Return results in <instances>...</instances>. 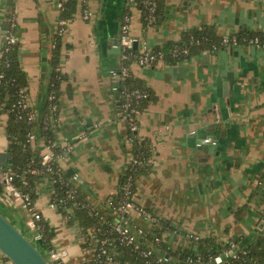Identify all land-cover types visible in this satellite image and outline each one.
I'll list each match as a JSON object with an SVG mask.
<instances>
[{
    "label": "crops",
    "instance_id": "obj_1",
    "mask_svg": "<svg viewBox=\"0 0 264 264\" xmlns=\"http://www.w3.org/2000/svg\"><path fill=\"white\" fill-rule=\"evenodd\" d=\"M163 1L165 18L157 24H146L137 7L130 9L131 34L152 47L204 25L212 26L219 36L243 29L264 33V0ZM59 2L0 0V49L6 30L15 22L28 103L38 117L49 115L44 107L61 18ZM86 2L93 14L83 19L77 10L62 34L60 65L65 78L57 114H50L51 132L53 147L60 149L56 160L63 173L69 178L78 173L76 185L86 199L111 215L110 198L118 191L131 152L110 74L120 61L112 38L120 36L128 5L126 0ZM131 71L150 92L137 115V136L152 144L156 158L150 170L138 174L133 199L167 222L161 227L162 238L173 251L195 248L198 238L209 236L222 245L236 238L245 247L264 227V47L229 44L176 62H132ZM6 124L3 113L0 195L6 189L4 170L11 162ZM204 136L217 139L214 152L207 145L197 146ZM36 141L45 151V142L40 137ZM52 193V184L41 182L35 209L60 230V241L68 250L66 264H80L85 257L84 234L76 219L70 222L51 205ZM243 205L245 213L239 216L236 210ZM0 206L39 240L38 228L29 224L30 210L20 200L0 199ZM133 222L151 230L161 226L136 213ZM0 264L14 263L0 250Z\"/></svg>",
    "mask_w": 264,
    "mask_h": 264
},
{
    "label": "trees",
    "instance_id": "obj_2",
    "mask_svg": "<svg viewBox=\"0 0 264 264\" xmlns=\"http://www.w3.org/2000/svg\"><path fill=\"white\" fill-rule=\"evenodd\" d=\"M127 1V0H126ZM137 2V7L142 16V20L146 24H157L161 22L165 15L163 13V0H157V8L155 10V20L150 22L148 15L150 13L149 5L144 4L142 0H134ZM86 3V4H85ZM84 5H87L86 0H66L64 6L61 9V18L57 32L55 33L54 47L50 60L51 73L49 80V88L47 91V97L45 100L44 109L49 113H41L35 120L29 119V114L34 110L28 103L24 105L20 103L21 89L26 88L28 85L27 75L21 64L20 58V41L17 39L10 44H4V50L0 54V118L1 115L7 114L6 134L9 139V153H10V165L6 167L14 175L13 183L15 186L24 193L30 195L31 204L30 209H35L36 198L38 197V188L41 182L48 180L53 187L52 199L58 200V206L60 212L64 214L67 219L72 222L77 220L78 227L82 231V238L91 231L96 233V237L99 241L96 247L91 249L90 239L82 241L85 248V257L80 264H179L180 260L186 262H203L204 264H213L212 258L215 254L221 252L223 248L229 245V242L222 245L219 244L212 236L205 238H198L197 247L184 248L183 250L173 251L169 249L163 241L162 229L163 225L167 222L159 218V221L155 224H160V228L145 229L146 238L150 239L154 233L161 236V242L159 248L148 257L141 256L133 246H128L120 243L119 234L112 228L111 222L114 221V213L108 214L107 212L93 206L84 196V194L77 187V180H71L67 177L62 168L57 163V153L60 149L53 147L55 157L51 161L49 168L48 164L43 163L44 150L39 149L37 145V138L40 137L45 144L53 143L51 132V117L57 114L59 108V93L61 81L65 78V74L61 69V57H62V34L60 31L63 27L65 29L66 21L70 19L77 10L83 9ZM127 13L131 14V4L127 2ZM124 18V15H123ZM65 23L61 24V21ZM123 21V20H122ZM13 23V22H12ZM6 30L7 33H15L16 24H12ZM231 38H236L238 43H247L248 39L254 36H259L264 39V33L252 32L248 29H243L237 33L230 34ZM224 36H219L215 33L214 28L210 25H204L198 28H189L185 30L178 40H173L164 43L162 46H156L155 48H162L165 52V59L176 62L182 60L195 52L213 50L212 46L216 44L219 48L226 46L223 43ZM8 46V49L5 47ZM133 52H138V46L131 49ZM124 53V52H122ZM121 54V52H120ZM134 58V55H129V58H122L119 61V65L116 68L121 69L123 65L130 63ZM132 72V71H131ZM144 88L148 91V96L142 99L139 103L140 109L145 100L150 96V92L143 85H140L133 77L132 73L128 76L121 78L120 89L124 88ZM120 98V97H119ZM125 100V96L117 101L119 111H121V103ZM53 104L57 105L56 109H53ZM137 127L134 129L131 127L129 121L126 123L124 137L127 142H130V160L125 165L121 172L118 191L112 197L110 205L112 208V202L116 198H120L124 194V185L127 182L129 176L132 175L133 179V194L135 193L137 186V177L140 172L148 171L153 166L150 160L153 158L152 144L146 139H139L137 136L138 120L134 118ZM34 131L36 137L31 139L29 132ZM54 146V143H53ZM133 157L137 159L133 161ZM5 169V170H6ZM73 194V196L71 195ZM63 200L60 201L59 199ZM246 206H241L236 210L239 216L245 213ZM40 226L38 228L40 237L37 241L39 247L43 251H47L55 244L52 239L55 235V227L52 226L43 217L39 220ZM154 225V224H153ZM235 242H239L238 239H231ZM230 240V241H231ZM102 246L108 250L115 248L117 253L115 260L110 262L108 254L102 252ZM247 252L242 254L240 258L227 257L226 264H264V227L259 235L250 240L245 246ZM87 249V250H86ZM161 254L168 256V260H164ZM173 256L174 260L171 259ZM8 258V257H7ZM191 258V261L187 260Z\"/></svg>",
    "mask_w": 264,
    "mask_h": 264
},
{
    "label": "built area",
    "instance_id": "obj_3",
    "mask_svg": "<svg viewBox=\"0 0 264 264\" xmlns=\"http://www.w3.org/2000/svg\"><path fill=\"white\" fill-rule=\"evenodd\" d=\"M64 1L66 0H60L59 5L60 7L64 6ZM128 3H130L132 6H135L137 4L134 0H127ZM144 4H148L150 8V13L148 15L149 21L152 22L155 20V10L157 8V0H142ZM86 4V3H85ZM131 6V7H132ZM91 16V10L87 5H84L83 7V17L85 19H88ZM65 23V21H61V24ZM13 25L15 22L12 23ZM131 15L127 12L124 14L123 21L121 23L120 27V36H119V45L121 48V54L120 59L122 58H129V55H134L133 60L130 63H127L122 66L121 69H118L116 67L111 68L110 74L113 78V85L112 90L119 94V97L125 96V100L121 103V111L119 117L124 120L125 122L129 121L132 128L137 127V123L134 118H137V115L140 112L139 103L142 99L146 98L148 96V91L144 88L135 87L132 89L124 88L123 90L120 89L121 86V78L128 76L131 74V63L137 62L140 65H148L152 64L158 60H164L165 59V52L162 48L156 49L155 47H152L146 42L145 40H141L138 37L131 34ZM60 31H64V28L62 27ZM17 40L16 33H7L5 34V43L10 44L12 42H15ZM138 44V52H133L131 49L135 46V43ZM249 43H256L260 46L264 47V39L260 38L259 36H254L248 39ZM4 43V44H5ZM224 44H238V41L236 38H231L229 35H224L223 38ZM4 44L2 45L0 49V54L4 50ZM9 47L6 46L5 49H8ZM212 51L219 49V47L214 44L212 46ZM124 52V53H122ZM2 76V74H0ZM21 99L20 103L27 105L28 104V92L27 87L21 89ZM119 98V99H120ZM57 105L53 104V109H56ZM38 117V113L33 110L29 114L30 120H35ZM29 137L31 139H34L36 137L35 132L32 130L29 132ZM216 138H211L210 136H204L200 138L196 144L197 146H201L204 144H217ZM68 148H66L67 150ZM55 157L53 152V143L46 145V150L43 152V163L48 164L49 168H51V161ZM133 161L136 162L137 159L133 157ZM152 165L156 163V158L153 156V158L150 160ZM3 179L6 182V189L3 192V194L0 195V199L6 202H14L15 200H20L21 206L23 208H26L30 210V220L29 224L32 227L39 228L40 223L39 220L42 217V214L37 211L36 209H30L31 199L30 195L28 193L22 192L20 189H18L15 184L13 183L14 175L8 170H4ZM71 180H78L79 174L73 173V175L70 178ZM133 179L132 175L129 176L127 179L126 184L124 187V194L120 198H116L112 202V211L115 215L114 221H112L110 224L112 228L119 234V240L121 244H125L128 246H133L138 253L141 256L148 257L153 254L155 250L159 248L160 242H161V236L154 233L153 237L148 239L145 236V229L138 227L133 222V216L134 214L141 215L146 220L150 221L152 224H155L159 221V217L151 210L146 208L145 206H142L138 204L133 199ZM54 190V189H53ZM73 196V194H71ZM60 201L63 199L60 198ZM51 205L53 207L58 206V200L52 199ZM90 239L91 241V249L96 247L97 242L99 241V238L96 237V233L94 231L89 232L85 235L83 240ZM102 252L108 254V259L110 262H113L115 260L116 256V249H107L106 247L102 246ZM247 252L246 247H241L239 244L233 240L229 241V245L223 250L213 256L212 263L213 264H226L227 257L232 258H240L242 254H245ZM68 256V250L65 247H59L55 246L49 250H47V259L50 264H66V258ZM164 260H168V256H164V254H161V257ZM187 260L191 261V258H188Z\"/></svg>",
    "mask_w": 264,
    "mask_h": 264
},
{
    "label": "water",
    "instance_id": "obj_4",
    "mask_svg": "<svg viewBox=\"0 0 264 264\" xmlns=\"http://www.w3.org/2000/svg\"><path fill=\"white\" fill-rule=\"evenodd\" d=\"M7 28L9 23L6 24ZM114 50L121 52L119 38H112ZM137 42L135 47H137ZM213 138V136H210ZM207 145L210 152L215 151V145ZM209 146V147H208ZM0 250L14 264H50L45 254L27 235H25L1 210H0Z\"/></svg>",
    "mask_w": 264,
    "mask_h": 264
},
{
    "label": "rangeland",
    "instance_id": "obj_5",
    "mask_svg": "<svg viewBox=\"0 0 264 264\" xmlns=\"http://www.w3.org/2000/svg\"><path fill=\"white\" fill-rule=\"evenodd\" d=\"M91 10V9H90ZM80 14L82 16L83 19H85L83 17V9L80 10ZM93 14V11L91 10V15ZM5 43V39L3 41V44ZM131 157V155H130ZM134 195V194H133ZM112 198H110V201H111ZM92 205H94L95 207H97L98 209H101V206L100 204H96V203H93L91 202ZM0 210L7 216L6 212L4 211L3 208H1L0 206ZM111 213H113V211H111ZM8 217V216H7ZM9 218V217H8ZM25 235H27V237H29L34 243L37 244V241L34 239V237L28 233L27 229L24 228V226H22L20 223L16 222L15 220L9 218ZM61 232L59 229H57L55 227V235L53 236V243L55 244V246H59V247H66V244L62 243L60 240H61ZM83 239V238H82ZM84 248V247H83ZM85 250V248L83 249V251ZM87 250V249H86ZM44 254L45 256L47 257V251H44ZM172 260H174L173 257H171ZM73 261H76V258H72ZM179 264H188L185 260H180L179 261Z\"/></svg>",
    "mask_w": 264,
    "mask_h": 264
}]
</instances>
